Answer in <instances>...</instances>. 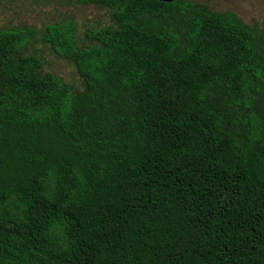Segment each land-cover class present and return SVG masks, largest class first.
Instances as JSON below:
<instances>
[{"label": "trees", "instance_id": "1", "mask_svg": "<svg viewBox=\"0 0 264 264\" xmlns=\"http://www.w3.org/2000/svg\"><path fill=\"white\" fill-rule=\"evenodd\" d=\"M73 2L112 22L0 25V264H264V25Z\"/></svg>", "mask_w": 264, "mask_h": 264}, {"label": "rangeland", "instance_id": "2", "mask_svg": "<svg viewBox=\"0 0 264 264\" xmlns=\"http://www.w3.org/2000/svg\"><path fill=\"white\" fill-rule=\"evenodd\" d=\"M213 11L231 10L242 21L264 25V0H193ZM69 16L76 22L79 44L87 43L84 31L111 23L109 10L94 4H80L73 0H0V25L12 26L26 23L41 28L45 23ZM30 48L42 59V70L50 71L69 83L74 91L84 88L83 79L75 66L53 52L44 43L35 41Z\"/></svg>", "mask_w": 264, "mask_h": 264}, {"label": "water", "instance_id": "3", "mask_svg": "<svg viewBox=\"0 0 264 264\" xmlns=\"http://www.w3.org/2000/svg\"><path fill=\"white\" fill-rule=\"evenodd\" d=\"M161 1H167L168 2V1H171V0H161Z\"/></svg>", "mask_w": 264, "mask_h": 264}]
</instances>
